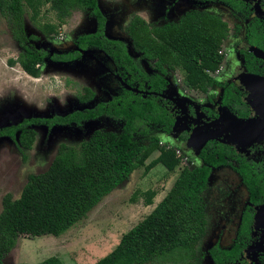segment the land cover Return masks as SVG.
<instances>
[{
  "label": "trees",
  "instance_id": "obj_1",
  "mask_svg": "<svg viewBox=\"0 0 264 264\" xmlns=\"http://www.w3.org/2000/svg\"><path fill=\"white\" fill-rule=\"evenodd\" d=\"M45 6L53 13L57 25L39 23ZM96 6L97 0H0V16L11 39L22 49L18 57L10 59L8 64H18L32 78L39 76L37 64L41 56L36 49L25 47L28 38H35L26 31V14L39 32L50 36L58 34L57 27L63 25L74 11L92 9L98 17L100 14ZM165 28L159 31L161 37L154 40L149 26L134 17L128 31L134 43L147 54L155 53L161 62L180 69L188 87L207 89L213 85L215 80L211 73L217 71L223 61L219 52L228 35L227 24L219 18L191 12L184 16L180 24ZM133 108L137 119L147 117L144 110L147 108ZM82 114L73 113L66 119L56 117L53 121L25 119L17 125L0 127V139L12 140L24 162L26 152L32 149L36 138L31 125L43 123L52 126L58 123L55 126H67L66 123L76 121ZM133 130V121H126L121 134L96 130L78 146L61 144L46 171L28 176L17 199L10 194L3 196L0 264L2 257L16 247L19 237L60 236L85 219L135 170L144 168V174H148L158 164L168 173L179 169L172 187L145 218L121 236L111 252L94 264H154L166 261L189 264L195 257V247L206 233L205 206L201 195L207 185L208 165L227 163L232 158V152L225 145L212 143L200 154L203 166L190 169L181 167V157L172 147L160 146L156 140L146 147L138 144L131 137ZM155 152L158 156L146 164ZM238 171L246 182L251 178V170L246 163H241ZM247 185L252 190L253 185ZM257 189L261 194L262 185L257 184ZM155 196V191H146L145 206L152 205ZM243 234L244 231V237ZM234 249L239 252L241 248ZM209 255L215 261L221 256H231L227 251H211ZM34 264L55 263L46 259Z\"/></svg>",
  "mask_w": 264,
  "mask_h": 264
},
{
  "label": "rangeland",
  "instance_id": "obj_2",
  "mask_svg": "<svg viewBox=\"0 0 264 264\" xmlns=\"http://www.w3.org/2000/svg\"><path fill=\"white\" fill-rule=\"evenodd\" d=\"M97 1L107 19L106 36L110 39L123 40L129 46L130 41L123 29L132 14L140 15L150 25H162L170 19L176 20L185 11L199 7L193 0ZM165 13L172 16L164 19ZM225 15H222V20L233 30L232 25L238 22V17ZM39 23L57 25L48 6L42 8ZM95 27V21L89 12H75L63 25L57 27L58 34L54 38L46 39L33 26L29 14L25 15L27 33L38 37L37 44H43L52 53L73 50L74 38L79 34L94 32ZM234 41L228 37L222 43L221 50L224 52L226 48L234 50ZM20 52L21 48L11 39L5 21L0 16V127L16 125L25 119L65 116L74 111L91 108L98 101L106 100L116 92L115 81L108 71L109 66L99 51L88 49L80 61L65 68L46 70L45 66L42 75L36 79L25 74L18 64L12 66L8 64V61L15 60ZM142 60L143 70L148 74L152 73L150 63ZM48 62L49 60L45 59L43 64ZM234 63V57L227 54L222 63L223 79L227 78L226 75ZM170 76L174 82L176 80L180 83L181 90L177 88V93L186 91L183 93L185 97L179 96L186 103L200 106L203 104L201 102L203 99L210 101L211 104L220 101L222 89L211 87L204 91L198 87L194 90H197L201 96H196L193 89L185 84L181 70L173 71ZM261 83L260 78L249 79L244 84L254 98V101L248 103L251 119L254 120H259L263 116L260 114L262 113L260 108L264 106V93L256 90ZM83 87L92 88L97 98L101 95L99 100L97 102L94 100L88 105H80L76 98ZM213 92L216 93L215 101L214 97L211 98ZM219 111L231 114L225 108H220ZM32 128L36 132V138L32 149L26 152L27 158L24 162L12 140L0 139V211L3 196L10 194L17 199L28 176L46 171L61 144L78 146L96 130L119 133L122 129V121L103 117L80 125L55 126L51 129L45 126H32ZM142 130L147 133L145 137H142ZM200 130L202 128L193 131L190 142L201 144L207 138L212 139L216 133L210 127L205 133H201ZM151 136L159 140L160 146L172 147L179 152L177 155L181 157V167L191 169L201 165L195 149L179 148L178 145L168 142L163 132L142 126L134 138L140 145H148ZM157 156L158 152L153 153L146 164ZM219 170H213L201 195L205 205L206 234L195 247V257L189 264H213L208 255L210 248L215 245L231 247L237 241L241 215L247 202L244 201V196L240 198L242 195L240 192H243L240 184H235L233 187V185H224L221 180L216 181ZM178 172L179 169H176L173 173H168L160 164L153 167L148 174H144V168L135 170L125 182L104 197L85 219L60 236L19 237L16 247L2 257V264H34L46 259H51L55 264H94L111 252L121 236L153 210L172 187ZM148 190L155 191L156 196L152 205L145 206L144 193ZM255 227L257 229L255 231L260 229L259 226ZM154 264H173V262Z\"/></svg>",
  "mask_w": 264,
  "mask_h": 264
},
{
  "label": "flooded vegetation",
  "instance_id": "obj_3",
  "mask_svg": "<svg viewBox=\"0 0 264 264\" xmlns=\"http://www.w3.org/2000/svg\"><path fill=\"white\" fill-rule=\"evenodd\" d=\"M193 1L196 2V6H199L198 8L185 11L176 20L171 21L170 19V21H167L162 25H150L140 15L132 14L127 25L123 29L125 35L130 41V46L123 40L110 39L106 36L105 31L107 19L100 8L98 1L96 6L98 13L100 14L98 17L92 9L74 11L68 17L69 19L75 12H89L96 25L94 32L79 34L74 38L73 50L63 53H52L49 49L45 48L43 44H37V41L39 40L38 37L33 36L35 37L34 39L28 38L25 42V47L36 49V51L39 52L38 56H41V60L37 64V68L40 71L38 77L42 75L45 66L46 70L65 68L69 64H74L75 62L80 61L86 50L93 49L101 53L105 63L109 66L108 71L115 81L114 88H116V92L111 94L108 99L98 101L101 95L97 98L96 93L92 88L83 87L81 93L77 95L76 100L80 105H88L94 100H96V102L98 101L93 107L74 111L65 116L54 115L49 118L31 119L53 121L56 117L66 119V117L71 116L73 113H83L76 118V121L71 120L69 123L65 124L70 126L80 125L84 122L93 121L103 117H112L122 121V129L116 134H121L123 132L126 121H133L134 130L131 137L134 141H136L134 137L140 127L143 126L155 129L158 132H163L165 137H167L168 142L178 145L179 148L183 150H186L188 147L195 149L197 151V157L201 160L200 154L212 143L221 144L219 141L221 138L216 137L209 139L201 147L202 143L190 142V136L193 131L198 130L199 128H202V130H200L201 133H205L209 125L219 119L221 114L219 111L220 108L227 109L238 119L247 120L252 118L250 116L251 110L248 103L254 101V98L250 90H247L244 84L253 76L264 78V62L256 57L251 50L252 48H256L264 52V0ZM171 7H173V4ZM191 12L207 14L219 18L220 20H222V15L225 14H228L230 17H238V22L232 25L233 30L228 27V35L223 40L224 42L228 37L234 39V50H229L228 48L225 49L226 52L221 50L223 60L227 54H230L234 57L235 63L226 75L227 78L223 79L222 61L220 68L214 73H211V77L215 80V83L207 89H202L204 91H207L211 87L222 89L220 101L217 102L218 104L216 102L211 104L210 101H205L203 99L201 101L203 104L198 106L193 103H186L183 99H180V97H185L183 96V93L186 91L183 93H177V88L179 91L181 90L180 83L176 80L174 82L170 76V73L180 69L172 68L168 64L161 62L155 53L147 54L145 50L140 48L141 46L134 43L128 31V27L134 20V17H138L151 29V38L158 40L161 37V34L159 33L161 29L169 27L170 25L180 24L184 16ZM164 16V19H168V16L170 18L172 14L165 13ZM42 35L46 39L55 37L54 34H51L50 36ZM45 59L49 60V62L44 65L43 61ZM142 59H144L145 62L150 63L151 70H153L152 73L148 74V72L143 70L144 62ZM197 88H192V91H194V95L201 96L197 90H194ZM85 89L90 92L87 93ZM89 94L91 95L90 98H88ZM215 94L216 93L213 92V96H211V98L214 97V101ZM133 107L147 108L144 109L147 112V117L145 116L137 119L134 116L133 111L135 109ZM85 115L95 116L93 118H83L82 116ZM55 125L59 124L53 123L52 126H47L46 124L40 123L39 125H31L30 127L45 126L46 128L51 129L53 126L55 127ZM141 133L143 135L142 137L147 135L145 130H142ZM154 140L159 142L155 136H151V142L148 145ZM148 145L142 146L146 147ZM225 146L231 150L232 158L224 164L217 166L208 165L210 171L207 182L213 170L220 169L216 176V181L221 180L224 185H233V187L235 184H240L244 192L243 194V192H240L239 190L240 194L242 193L240 198H243L244 196L243 199L247 202V206L241 215L237 241L231 247L224 248L215 245L208 253L210 254L211 251L216 253L227 251L231 254V256H228L227 258L221 256L217 261L212 260L213 264H264V251L254 258L252 254L253 251L249 250L254 248V246L260 241L261 236L263 237L262 233L264 231L263 224L259 225L260 229L258 231H255L256 225L254 220L257 208L264 205V141L253 143L244 149L237 148V146ZM216 148L217 147H215V149ZM241 163H246L251 170V178H249L247 182L238 171ZM202 166L203 162L201 160V165L198 167ZM195 168L197 167L191 169ZM247 184L253 185L252 190H249ZM257 184L262 185L263 190L261 194L258 192ZM242 231L245 232V234H243L244 237L242 236ZM245 237H247V239ZM238 246L241 248L239 252L234 249Z\"/></svg>",
  "mask_w": 264,
  "mask_h": 264
},
{
  "label": "water",
  "instance_id": "obj_4",
  "mask_svg": "<svg viewBox=\"0 0 264 264\" xmlns=\"http://www.w3.org/2000/svg\"><path fill=\"white\" fill-rule=\"evenodd\" d=\"M251 50L254 52L256 57H258L264 62L263 51L256 48H252ZM260 78L261 77L253 76L250 78V80L260 79ZM261 80L262 83L256 90L260 91V93L262 92L264 93V78H261ZM261 99L263 100L262 97ZM260 111L262 112L260 114H262L263 116L259 120H254V119L243 120V119H238L236 116L231 115L229 113L226 114L221 113L219 119L213 122L211 125H209L210 129L212 128L216 131V133L213 135V138L216 137L221 138L219 140L221 144H225L229 146H237V148H241V149L249 147L253 143L264 141V106L263 108H260ZM209 139L207 138L206 140H204L202 142L201 147ZM254 220L256 226L262 224L264 226V205L257 208ZM262 234L263 237L261 236L260 241L254 246V248L249 249L250 251H253L252 254L254 258H256L259 253H262L264 251V231ZM209 257L212 260L210 255Z\"/></svg>",
  "mask_w": 264,
  "mask_h": 264
},
{
  "label": "built area",
  "instance_id": "obj_5",
  "mask_svg": "<svg viewBox=\"0 0 264 264\" xmlns=\"http://www.w3.org/2000/svg\"><path fill=\"white\" fill-rule=\"evenodd\" d=\"M219 53H221V52H219ZM178 155H179V152H176Z\"/></svg>",
  "mask_w": 264,
  "mask_h": 264
},
{
  "label": "crops",
  "instance_id": "obj_6",
  "mask_svg": "<svg viewBox=\"0 0 264 264\" xmlns=\"http://www.w3.org/2000/svg\"><path fill=\"white\" fill-rule=\"evenodd\" d=\"M95 263V262H94Z\"/></svg>",
  "mask_w": 264,
  "mask_h": 264
}]
</instances>
